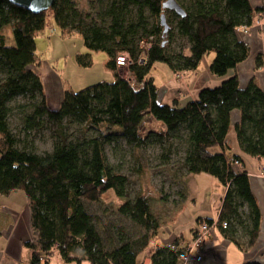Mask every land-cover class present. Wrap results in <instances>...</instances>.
<instances>
[{
	"label": "trees",
	"instance_id": "obj_1",
	"mask_svg": "<svg viewBox=\"0 0 264 264\" xmlns=\"http://www.w3.org/2000/svg\"><path fill=\"white\" fill-rule=\"evenodd\" d=\"M164 1L112 0L93 16L84 14L75 0H54L51 8L39 13L0 0V194L25 191L33 233L25 242L30 264H50L55 252L65 264H143L138 257L158 234L160 222L152 212L149 195L141 192L130 198L128 177L107 160L105 143L119 137L138 150L155 140L162 145L169 142L165 158L173 152L174 140L183 138L182 165L187 172L210 174L225 187L217 220L199 217L197 223L216 221L218 229L241 249L256 241L261 209L250 175L241 155L229 158L226 152L228 134L234 128L241 150L264 158V90L255 80L242 88L238 75H229L250 53L238 30L251 26L256 11L263 9L254 8L250 0H177L186 16L171 10L173 20L167 19L165 33L161 20L149 22L145 12L161 18L168 11L162 7ZM132 7L135 17L130 15ZM49 14L64 33L80 32L87 48L106 52V66L115 74L113 82L66 90L56 108L49 104L38 73L43 59L36 52V38ZM176 31L188 38L186 51H170ZM143 33L149 37L147 48L140 45ZM212 52L209 69L212 75L224 77L220 84L200 88L194 99L164 103L151 73L154 64L166 63L179 80L184 72L196 71ZM121 53L128 54L129 77L119 73ZM86 57L79 55L81 65L91 64ZM262 64L258 56L257 66ZM17 97L32 101L30 112L26 105H18L24 110V133L42 128L45 118L56 126L52 150L40 154L33 144L19 146L20 139L9 123L14 110L11 103ZM236 110L240 118L234 122ZM68 117L99 134L70 139L63 125ZM215 147L222 150L213 151ZM236 160L240 167L234 164ZM112 190L127 198L117 211L141 229L135 239L122 227H102L85 206ZM183 241L180 237L168 246H157L151 252V264H180Z\"/></svg>",
	"mask_w": 264,
	"mask_h": 264
},
{
	"label": "rangeland",
	"instance_id": "obj_2",
	"mask_svg": "<svg viewBox=\"0 0 264 264\" xmlns=\"http://www.w3.org/2000/svg\"><path fill=\"white\" fill-rule=\"evenodd\" d=\"M111 1L75 0V3L84 14L95 16L100 7L106 9ZM132 8L134 11L130 12V15L135 17L136 8ZM145 12L149 22L153 23L161 20L160 16H153L149 10ZM170 12L171 10L166 12L168 22L173 20ZM174 33L175 40L170 51L177 52L189 49L190 42L188 38L177 34V31ZM141 37L143 40L140 45L147 48L149 46L148 35L143 33ZM36 47V52L43 59L38 68V73L44 81L46 93L53 108L58 107L66 90L80 91L99 82L115 81L114 72L106 66L109 58L108 54L104 51L87 48L80 32L64 33L51 14L47 17L45 28L36 38ZM214 54L212 52L202 60L199 67L201 77L191 78L197 88L215 87L222 81V77L218 82L214 78H211L212 80L209 78L211 74L208 66H210ZM79 55H82V57L87 55L86 58L90 59L91 64L88 66L81 65L78 61ZM207 64L209 65L207 66ZM119 73L123 77L130 76L127 65H120ZM151 73L155 77L156 84L162 87L161 97L163 89L166 88L167 91H170L163 102L173 103L175 95L173 90L179 88L180 83L174 82L171 68L166 63L156 62ZM30 103H32L31 98L17 97L11 103L14 110L9 118V123L14 134L20 139L19 146H32L33 144L37 153L43 154L53 148L57 138L54 132L56 126L45 118V124L42 128L32 130L28 134L24 133V110L22 112L18 105H26L25 109L30 112ZM63 125L67 126L66 131L70 139L93 137L99 134L98 130L69 117L63 120ZM228 138L230 148L227 149V152L230 154L240 152L234 128L230 130ZM174 141L173 152H171L169 158H165L167 150L171 148L169 142L162 145L161 142L155 140L148 146L138 150L134 145L126 143L122 137H119L112 142H106L104 147L109 164L129 179L128 196L134 198L141 192L149 195L152 212L160 222L159 231L167 229L171 234L173 232L176 234L184 233V240H188L192 228L196 224L197 217L214 215L211 202L214 198L219 199L221 195L223 196L221 191L224 186L217 178L207 173L195 174L197 184L194 179H190L191 173H188L182 165L183 148L186 146L185 141L181 137H177ZM218 149L219 147H215L213 151H218ZM245 160L248 167L251 164L256 165L251 156H248L247 159L245 157ZM190 193L191 196H189ZM126 199L118 197L112 190L105 194L100 201L85 203V206L102 227L113 226L114 229L122 227L135 239L141 229L117 211ZM152 240H154V236L151 238L150 243ZM58 257L59 255L55 254L50 264H58ZM83 264H88V262L85 261Z\"/></svg>",
	"mask_w": 264,
	"mask_h": 264
},
{
	"label": "crops",
	"instance_id": "obj_3",
	"mask_svg": "<svg viewBox=\"0 0 264 264\" xmlns=\"http://www.w3.org/2000/svg\"><path fill=\"white\" fill-rule=\"evenodd\" d=\"M250 1L254 8H262L263 10L256 11L251 26L242 27L238 30L239 39L245 41L249 45L250 53L247 59L239 63L235 70L230 71L229 74L235 73L238 75L242 88L246 87L251 80H255L264 90V0ZM258 56H261L263 61V64L259 67L257 66ZM208 60L210 59L208 58ZM208 65L209 64H207V66ZM195 76L201 77L199 68L193 72H184L183 79L175 80L173 78L174 82L177 81L180 83L179 88L173 90L175 92L174 99L176 98L181 100V102H185L196 97L200 88H197L191 79ZM210 76V80L214 78L217 82L221 79L212 74ZM223 78L224 77H222V79ZM168 93H170V91H167L166 88L163 89L162 98H165ZM48 101L51 105L49 97ZM239 118L240 112L238 110L234 111L233 121L237 122ZM228 143L230 142L228 141ZM221 150L222 148L219 147L218 151ZM239 151L240 152L237 154L241 155L244 163L243 168H245L250 175L251 188L261 209L259 235L252 246L241 249L217 227L211 237L207 239L205 245L206 252L204 251L205 256L200 264H245L249 261H256L264 264V158L259 159L258 157L248 155L244 153L241 148ZM234 154L236 153L230 154L226 152L229 158ZM244 156L246 159L248 156H251L256 165L254 166L251 164L250 167H248ZM190 179H194L197 184L195 174H191ZM221 193L223 195L225 194V187H222ZM189 196H191V193ZM221 198L222 195L219 199H213L211 205L214 215L208 217H213V219L217 220L219 215L218 205ZM214 207H216V209H214ZM198 218L199 217L196 218V224L193 226L191 236L188 240H184V233L176 234L173 232L171 234L167 229H161L158 234H156L157 236H154V240L151 241L149 246L140 253L138 257L139 262L151 264L152 250L157 246H168L177 238L181 237L184 240L183 243L180 244V247L185 246L193 237V230L198 225ZM0 232V264H30V250L26 247L25 242L32 238L33 233L31 227V209L25 191L18 189L12 191L8 195L0 194ZM55 254L59 255L55 252L53 257ZM57 263L65 264L62 262L60 256L57 258Z\"/></svg>",
	"mask_w": 264,
	"mask_h": 264
},
{
	"label": "built area",
	"instance_id": "obj_4",
	"mask_svg": "<svg viewBox=\"0 0 264 264\" xmlns=\"http://www.w3.org/2000/svg\"><path fill=\"white\" fill-rule=\"evenodd\" d=\"M128 54L124 53L119 56L118 64L125 65L128 62ZM234 164L241 166V163L236 160ZM222 226L227 227V222H223ZM217 228V222L208 224L207 222H201L195 228L192 239L185 245V247L179 253L180 264H200L203 261V254L205 251V245L207 239L211 237Z\"/></svg>",
	"mask_w": 264,
	"mask_h": 264
},
{
	"label": "water",
	"instance_id": "obj_5",
	"mask_svg": "<svg viewBox=\"0 0 264 264\" xmlns=\"http://www.w3.org/2000/svg\"><path fill=\"white\" fill-rule=\"evenodd\" d=\"M11 3L24 7L32 13H39L52 7L54 0H9ZM162 7L164 10H173L180 16H186V12L177 0H166L163 2ZM161 23L164 26V32L169 30L166 14L162 13Z\"/></svg>",
	"mask_w": 264,
	"mask_h": 264
}]
</instances>
